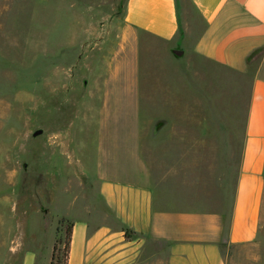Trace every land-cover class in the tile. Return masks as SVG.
Returning a JSON list of instances; mask_svg holds the SVG:
<instances>
[{
	"label": "rangeland",
	"instance_id": "rangeland-1",
	"mask_svg": "<svg viewBox=\"0 0 264 264\" xmlns=\"http://www.w3.org/2000/svg\"><path fill=\"white\" fill-rule=\"evenodd\" d=\"M125 1L0 0V264H49L58 221L88 220L101 125L120 150L147 143L183 209L221 217L231 203L264 50L230 71L128 27ZM259 236L242 264H264V192Z\"/></svg>",
	"mask_w": 264,
	"mask_h": 264
},
{
	"label": "crops",
	"instance_id": "crops-1",
	"mask_svg": "<svg viewBox=\"0 0 264 264\" xmlns=\"http://www.w3.org/2000/svg\"><path fill=\"white\" fill-rule=\"evenodd\" d=\"M186 2L192 15L176 0H126L124 21L150 37L185 45L215 65L246 74L248 58L264 50V0ZM129 82L131 99L125 102L134 103L135 84ZM114 110L138 117L136 109ZM100 128L104 142L97 148L95 190L81 204L88 220L70 218L68 264H242L260 237L264 61L252 77L239 169L231 203L221 217L183 209L176 200L181 190L159 169V160L148 156L144 129L139 130V142L146 151L138 153V145L120 150L113 133Z\"/></svg>",
	"mask_w": 264,
	"mask_h": 264
},
{
	"label": "trees",
	"instance_id": "trees-1",
	"mask_svg": "<svg viewBox=\"0 0 264 264\" xmlns=\"http://www.w3.org/2000/svg\"><path fill=\"white\" fill-rule=\"evenodd\" d=\"M260 51H262V50H259V51H256L255 53H253L248 58V63H249L251 57ZM72 226H73V224L64 218H61L58 221L57 231H63L64 237L59 238L55 241V243L52 247L49 264H68L71 235H72Z\"/></svg>",
	"mask_w": 264,
	"mask_h": 264
},
{
	"label": "water",
	"instance_id": "water-1",
	"mask_svg": "<svg viewBox=\"0 0 264 264\" xmlns=\"http://www.w3.org/2000/svg\"><path fill=\"white\" fill-rule=\"evenodd\" d=\"M174 55L176 56H181L182 55V51H178V50H175L174 52ZM41 133V131H37L34 135L37 136Z\"/></svg>",
	"mask_w": 264,
	"mask_h": 264
}]
</instances>
